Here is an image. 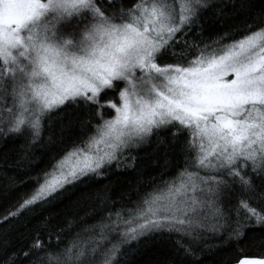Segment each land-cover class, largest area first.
<instances>
[{"label": "snow or ice", "instance_id": "1", "mask_svg": "<svg viewBox=\"0 0 264 264\" xmlns=\"http://www.w3.org/2000/svg\"><path fill=\"white\" fill-rule=\"evenodd\" d=\"M70 107L88 110L80 134L45 140ZM0 137L24 139L16 174L0 171V264H136L152 241L172 247L147 264L264 249V0H0ZM153 143L160 175L121 179Z\"/></svg>", "mask_w": 264, "mask_h": 264}, {"label": "trees", "instance_id": "2", "mask_svg": "<svg viewBox=\"0 0 264 264\" xmlns=\"http://www.w3.org/2000/svg\"><path fill=\"white\" fill-rule=\"evenodd\" d=\"M257 5V10H259V6L262 0H254ZM207 15L212 16L213 13H208ZM243 17L233 20L229 19H221L217 21H210L205 24V35L222 34L225 31H229L232 28L242 26ZM211 24V27H209ZM238 38V37H237ZM164 62V61H162ZM171 62V61H168ZM114 96V93L109 91L106 96L102 97L101 102L103 103L105 100L110 99ZM88 110L85 109H77L75 107H70L64 109L61 113H55L52 116V127L48 128V121H45V132L44 137L47 140L49 133L53 134V139L56 140L61 135V129L63 128V136L67 138H73L80 134V125L78 120H76L77 115L80 119L88 118ZM105 118H110L113 115L111 109H104ZM70 120H76L71 126H69ZM93 123H98V118L93 119ZM155 138H153L154 140ZM24 143L23 137H9L4 139L0 137V171L7 170L8 175H15L16 171L13 168H8V165L14 164L20 147ZM50 147H55V145H51ZM154 148V143L152 145H144L139 149H134L130 153H126V155L136 156V171L131 169H125L122 173H120L121 179H126L127 181L135 182L137 177V172L143 171L144 179H149L153 176H159L161 171H163V159L156 160L155 157L151 155ZM35 155L39 157L41 155V150L39 148L36 149ZM47 157H45L46 159ZM154 160L156 162L154 163ZM130 162V161H129ZM39 167L44 166L43 161L37 162ZM113 170L115 169V164L112 165ZM176 174V169H171L167 172V174L163 177L164 179H169ZM117 179V176L109 173L105 177L100 178L99 182L95 185V187L99 188L104 185H107ZM259 183V181H257ZM127 187V184L120 185L117 184L113 193V198L119 196L120 192L124 191ZM78 195V193H77ZM75 199V196L72 197ZM236 196L233 197V202H235ZM69 204V201L65 200L63 203L58 204L56 208L52 209V211H63L66 206ZM120 205L117 204L116 207ZM253 206L258 207L255 203ZM4 205L0 203V211H2ZM115 208L113 209V211ZM71 215V212H69ZM83 215V212L80 213ZM100 219V215L96 217L89 218L87 223L91 224ZM75 231V229H74ZM253 235L249 233V236ZM87 236H85V239ZM220 242V241H217ZM172 247L171 241L161 242V241H152L148 243V246L145 247L144 242L141 243V248L139 250L138 255H134L131 259L136 261V264H147L149 260H155L157 258H162L164 255L168 254ZM264 255V249L256 247L250 239H244L239 242H229L227 245L221 247L218 251L214 253V255L210 257H206L203 261V264H233L237 262L242 257H256Z\"/></svg>", "mask_w": 264, "mask_h": 264}, {"label": "water", "instance_id": "3", "mask_svg": "<svg viewBox=\"0 0 264 264\" xmlns=\"http://www.w3.org/2000/svg\"><path fill=\"white\" fill-rule=\"evenodd\" d=\"M242 258H245V257H242ZM240 258L237 262L233 263V264H239V261L242 259Z\"/></svg>", "mask_w": 264, "mask_h": 264}, {"label": "rangeland", "instance_id": "4", "mask_svg": "<svg viewBox=\"0 0 264 264\" xmlns=\"http://www.w3.org/2000/svg\"><path fill=\"white\" fill-rule=\"evenodd\" d=\"M114 114V113H113Z\"/></svg>", "mask_w": 264, "mask_h": 264}]
</instances>
